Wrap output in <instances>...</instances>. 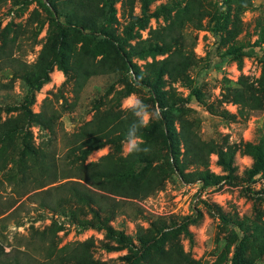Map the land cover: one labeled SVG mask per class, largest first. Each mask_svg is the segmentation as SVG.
<instances>
[{"label":"rangeland","instance_id":"obj_1","mask_svg":"<svg viewBox=\"0 0 264 264\" xmlns=\"http://www.w3.org/2000/svg\"><path fill=\"white\" fill-rule=\"evenodd\" d=\"M125 1L94 0L95 12L111 18L89 34L60 28L63 15L78 16L64 0H0V120L21 123L0 143V245L7 252L2 261L17 256L21 264H76L65 255L91 238L95 264H159L172 244L196 264H264V177L250 175L253 158L242 146L264 134V43H256L264 33V0H249L241 10L246 0H204L208 14L200 27L182 28L178 46L192 49L194 59L188 77L177 81L147 67L170 52L133 56L135 69L115 48H140L186 0H152L144 12L143 0L132 7ZM130 13L143 26L136 24L128 35ZM240 44L245 47L239 58L218 65L221 52ZM75 58L92 60L96 74L76 80ZM206 63L217 64L207 69ZM237 82L260 98L259 108L251 110L235 96ZM133 94L161 110L151 121L159 123L151 139L162 188L143 198L96 190L92 202H71L68 188L53 187L78 179V164L129 153L121 141L71 155L70 146L80 142L77 133L104 111L125 110L122 104ZM180 123L203 140L241 143L231 170L210 155L209 169L219 176L215 184L186 182L176 171L185 164ZM138 173L147 171L140 167ZM105 220L113 231L99 226Z\"/></svg>","mask_w":264,"mask_h":264},{"label":"trees","instance_id":"obj_2","mask_svg":"<svg viewBox=\"0 0 264 264\" xmlns=\"http://www.w3.org/2000/svg\"><path fill=\"white\" fill-rule=\"evenodd\" d=\"M134 1L135 0H126L125 5L128 4L132 7ZM150 1L152 0H143V12ZM65 2L77 11L78 16L69 17L63 15L65 18L64 23H59L62 30L71 27L77 29L79 32L89 30L88 33L92 34L97 27L101 29L111 18L107 13L99 14L95 12V10L98 9L97 6L93 5L94 0H64V3ZM249 5H251V2L246 0L240 4L238 9L241 10ZM207 14L208 9L204 5V0H186L184 8L177 12L172 20L165 26L153 30L150 37L142 42L140 48L135 46L131 48V50L126 51L125 48L118 46L115 48V52L119 56H127L129 64L135 69H137L138 66L131 63V58L133 56H138L140 58L147 56L154 57L158 54L170 52L161 60H152V62L147 64V67H156L157 77L165 74L173 81L186 79L188 77L187 68L191 65L194 56L192 49L186 52L182 46H178L180 39L183 37L182 28L187 25H192L193 28L198 29L202 19ZM130 15L133 21H131L127 27L128 35H130L132 29L136 24L138 25L140 20L138 16H133L132 13H130ZM142 26V23H139V27ZM216 27L220 29L223 28V23L220 22L219 17L216 18ZM261 28L263 29L264 25L261 26ZM111 42L115 44L113 40ZM256 43H264V33L259 34ZM173 46H175V48L171 50ZM244 47L243 44L228 47L220 53V63H218V65H221L222 62L229 58H239L244 53ZM82 60H80L79 63L77 58H75L73 62L72 70L76 80L81 78L87 79L88 76L96 74L97 72V68H94L97 65H94L92 60ZM216 64L217 63H206L205 67L208 69ZM33 86L34 84L30 85V90ZM148 86L151 87V84L149 83ZM29 92L28 90V95ZM196 93L197 90L192 88L190 94L196 95ZM234 94L241 101H245L251 110L259 108L260 98L258 96L253 97L247 91L242 90L239 82H237L234 88ZM29 101L30 98L28 97V103ZM27 111L30 112L28 108ZM133 121L134 117L132 112L128 109L119 112L104 111L100 114L99 118L94 119L82 127L79 133H77V137H80V142L70 146L69 153L74 155L80 150L83 152V156H86L93 150L102 147L104 144H119L124 140L128 128ZM20 125L21 123L17 118L7 119L5 121L0 120V143L9 140L21 127ZM179 127V136L182 143V154L185 164L182 165L179 170L176 167L175 169L184 181L189 182L198 180L202 183V187L215 184L219 176L209 169V157L212 153L218 156L219 165L228 170L232 169L234 154L241 143H229L227 140H203L194 130L187 127V125L180 123ZM158 129V122H152L147 128L141 129V135L145 141L142 147L151 148V151L147 154L144 152H129L125 156H117L113 153H107L98 161L86 164L82 162L77 165V169H79L78 179L66 180L53 188H68L69 192L66 197L69 196V200L76 203L92 202L93 198L91 193L96 194L98 192L96 190L129 198H143L149 196L153 192L161 189L163 183V178L158 174L156 167L152 166L156 159L158 148L156 149L151 137ZM242 146L244 151L253 158L250 175L254 176L260 174L264 177V134L258 138V141H247ZM189 165L192 166L191 169L188 168ZM140 167H144L147 173L140 175L138 173ZM94 212L96 215L98 214L96 210H94ZM58 215L64 216L65 214L60 213ZM223 220L227 221L225 218H223ZM107 222L108 220H105L104 223L99 224V226L106 225L108 230L113 231ZM56 231L57 230H54L55 233ZM93 242V239L90 238L75 244L77 251H71L70 254L67 253L65 255L66 261L76 264H95L90 254V248ZM70 245L71 244L66 247L70 248ZM75 247L71 249H75ZM6 254L7 252H4L3 247L0 245V264H21L17 256L5 262L2 261V257L6 256ZM161 261L162 262L159 264H196V261L191 260L179 244H172L168 249L163 250L161 252Z\"/></svg>","mask_w":264,"mask_h":264},{"label":"clouds","instance_id":"obj_3","mask_svg":"<svg viewBox=\"0 0 264 264\" xmlns=\"http://www.w3.org/2000/svg\"><path fill=\"white\" fill-rule=\"evenodd\" d=\"M122 107L132 112L134 117L133 123L129 126L122 144L130 153L144 152L147 154L151 151L150 147H142L145 141L141 135V129L147 128L153 118H160L161 110L153 109L151 105L145 104L135 94L127 97Z\"/></svg>","mask_w":264,"mask_h":264}]
</instances>
